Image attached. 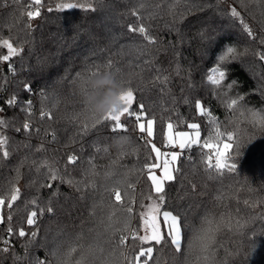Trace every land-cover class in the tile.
Returning <instances> with one entry per match:
<instances>
[{
	"label": "trees",
	"instance_id": "16d2710c",
	"mask_svg": "<svg viewBox=\"0 0 264 264\" xmlns=\"http://www.w3.org/2000/svg\"><path fill=\"white\" fill-rule=\"evenodd\" d=\"M29 2L0 0V57L8 54L3 40L23 49L9 61L0 59V117L8 122L0 129L8 141L0 146V196L7 198L12 187L20 188L12 209L6 204L0 208L5 218L0 238L11 243L10 252L0 254V264H35L36 259L45 258L54 264L52 253L77 237L85 246L108 248L121 235L143 234V217L157 221L163 210L173 212L186 225L182 248H187L192 230L203 225L210 229L214 264H264V133L246 136L239 153L236 141L231 142L227 159L237 168L232 173L225 169L220 179L206 170L208 148L202 147L205 142L213 144L216 155L215 145L221 148L228 143L224 136L216 137L218 127L225 135L231 130L225 100L243 96L240 103L248 108H264V61L259 60L264 53V15L256 12L255 20L245 16L256 34L253 40L229 15L230 5L243 11L238 0H96L95 11L55 10L57 3L85 4L88 0H44L40 16L30 22L26 12L35 7L29 9ZM49 6L54 9L51 13ZM134 10L138 15H132ZM141 24L157 40L143 52L144 36L128 30L129 25L138 28ZM227 47L243 55L228 63L225 80L216 86L208 76ZM108 60L131 79L133 108L142 103L155 117L153 142L164 150L168 149L164 144L168 122L175 132L195 131L187 127L190 123L200 126V144L178 148V171L173 181L165 183L163 202L156 198L145 166L156 163L155 153L138 132L129 129L112 134L97 125L82 133L75 119L82 83L78 74ZM145 60L150 63L144 64ZM10 64L14 72L9 71ZM156 69L169 77L167 83L154 80ZM25 84L31 91H25ZM13 96L17 103L9 106L6 102ZM28 100L32 102L31 134L22 128L28 117L21 109ZM196 100L206 102L204 107L212 115L198 114ZM41 110L51 112L53 119H41ZM41 145L44 151L37 152ZM4 150L9 152L6 159ZM69 155L78 157L75 164H68ZM42 161L57 169L60 178L49 180ZM118 181L131 186L128 196L121 188L123 203L132 207L127 227L123 220L128 214L122 215L119 206L110 207L108 192ZM34 199L45 211L38 212L35 224L29 226L26 216ZM49 206L53 213L46 211ZM9 214L14 232L20 227L37 231L32 243L27 237H8ZM135 246L139 247V241ZM13 254L20 259L14 261ZM154 256L158 264H180L182 259L162 245L154 248ZM187 264L196 262L188 260Z\"/></svg>",
	"mask_w": 264,
	"mask_h": 264
},
{
	"label": "snow or ice",
	"instance_id": "6c2138e0",
	"mask_svg": "<svg viewBox=\"0 0 264 264\" xmlns=\"http://www.w3.org/2000/svg\"><path fill=\"white\" fill-rule=\"evenodd\" d=\"M44 0H30L28 8L31 9L35 7V11L28 10L26 16L28 21L34 20L36 17L40 16V8L43 6ZM96 0H88L87 3H57L55 5V10L63 11L66 9H77L81 8L84 10L95 11L96 8L94 4ZM241 9L234 5L229 6V15L237 19L239 23L243 26L244 31L247 35L253 40L256 39V34L253 32V29L250 27L249 23L245 21V16H248L252 20L256 19L255 13L259 12L261 15H264V0H238ZM7 6V5H5ZM53 7L49 6L47 8L48 12H53ZM132 15H138L137 11H133ZM28 28H31V23L27 24ZM128 30L130 32H139L144 36V39L147 41V45L141 51L147 50L149 45H155L157 40L155 37L148 35V30L141 24L138 28L129 25ZM3 45L7 47L8 54L0 57L3 61H9L10 58L14 55H18L22 48H16L9 40H3ZM261 43H264V40H261ZM243 53H239L234 47H227L223 50L217 58V64L214 68L211 69V74L208 76V80L211 84L220 86L226 77L227 65L231 60L237 59ZM259 60L264 61V53L259 54ZM150 61L145 60L144 64H149ZM9 71L14 72L15 69L10 64ZM110 74L117 82L123 85L126 88L120 95V101L123 103L124 107L119 110L113 109L104 115H97L91 110V104L85 103V98L91 96L94 92L99 91L103 92V89L95 90L90 87L89 81L91 78L102 75ZM157 75L155 76V81H162L167 83L169 77L164 76L160 69H156ZM179 74V73H177ZM134 75V73H133ZM79 80L82 81L80 86L79 99L77 100V106L79 107V112L76 114L75 119L80 124V130L82 133H86L89 130V127L96 128L97 125H101L110 129L112 134H119L121 132L127 133L129 129L132 131L138 132L140 134L139 139L144 140L146 145H150V152L155 153L154 160H158L161 156H167L168 154L162 153L160 148L156 147L150 138L154 135V125L156 119L154 116H150L145 109L144 104H139L136 108H133V101L135 99L134 89L131 86V79L127 78L125 74L121 72L120 69L115 68L113 62L108 60L106 64L92 65L86 72L78 74ZM229 89L232 85L227 86ZM25 91H31V87L27 84L24 85ZM226 95V94H225ZM244 100L243 96H237L236 98H229L224 101L226 110L230 113L228 124L231 126V130H226V135L222 134L219 131V127L216 131V137L220 138L224 136L228 143L223 144L224 151H220L219 144L215 145L216 148V160L215 163H212V158L209 156L207 158V168L206 170L210 175H215L217 179H220L225 174V169L228 172L232 173L236 171L237 165L235 162L228 163V150L233 147L232 141H236L237 153L241 149L244 138L246 136L254 135L256 132L264 133V108L262 109H252L248 108L246 104L240 103ZM9 106H14L17 103L15 96L10 98L6 102ZM204 103L201 100L195 101V109L200 115L211 116L212 113L204 107ZM3 109H0L2 112ZM26 113L27 119L24 120L22 128L23 131L31 134L32 131V102L28 100L25 106L21 109ZM52 120L53 116L51 112H46L41 110L40 118ZM8 126V122L4 120L3 117H0V129ZM188 128L195 131L194 136H189L186 132H175L172 130L174 125L169 122L167 124V129L169 130L168 134L165 136V144L168 146L176 147V140L179 138V148L184 150L186 148H191L193 145L200 144V132L199 124L190 123L187 125ZM16 131H21V128H16ZM37 133L39 129L36 130ZM53 139H55V133H52ZM7 137L0 135V146L7 145ZM202 147L204 148H213L214 145L208 142H205ZM37 152L44 151V146L41 145L36 149ZM181 153L173 151L170 153L171 162L177 161ZM9 152L7 150L3 151V158H7ZM78 157L76 155H69L67 157L68 164H75ZM35 164L36 162L33 161ZM170 161L165 158L162 165L153 163L151 165H145L149 169L148 179L151 181V185L154 188L156 198L163 202L165 199V182L173 181L175 176L173 175L174 171L178 169H169ZM40 166L48 168V179L56 180L60 178L59 172L52 165L48 164L47 161H42ZM162 167L163 175L157 177L155 174L151 173V169ZM39 171V168H37ZM47 187L51 188L52 184H47ZM121 188H123L125 196H128L131 186L127 184L126 181H118L117 185L113 187L109 192V201L110 207L114 209L119 206V211L123 215L125 212L128 214L123 220L125 227L128 225V218L132 213V207L125 205L122 201ZM195 188V186H193ZM79 190V189H78ZM114 197V200L112 198ZM20 198V188L12 187L9 190V195L7 198L0 196V208L7 206L8 209H12L13 204ZM31 205L33 208L28 212L26 216V222L29 226L34 225L38 212L43 214L45 209L39 207L37 200H32ZM247 203V201H245ZM27 208V205H26ZM46 211L48 213H53L54 209L52 206L47 207ZM116 215L115 211L109 216V221L113 220V217ZM145 220V226L143 229V234L137 232H132L131 236L121 235L114 244H109L108 248L101 247L99 245H87L80 243V237H77L76 242L68 244L67 246H62V248H57L52 255L55 257L54 264H158L157 258L154 256V248L157 245H162L171 248L176 257L182 258L180 264H187L188 260L195 261L196 264H214V261H211L212 252L210 250V238L209 232L210 229L205 226H201L198 229L192 230L191 239L188 241L187 248H182V225L181 218L177 215H173L171 212L165 211L163 213V219L158 224L156 219L153 218L151 222L148 221L147 217H143ZM4 216L0 214V223H4ZM8 227L7 234L11 238L13 235H16L20 238L27 237V242L32 243L33 239L37 236V231L26 232L23 227H20L18 231L14 232V229L11 225L12 215L7 216ZM210 223V222H209ZM191 228V226H187ZM131 241V243H129ZM139 241V247L137 248L136 242ZM3 247H0V254H8L10 252L11 243L10 239L0 238ZM254 243V242H253ZM63 249V250H62ZM159 251V249H157ZM14 261L19 260L20 258L13 254ZM35 264H53L52 261L45 259H36Z\"/></svg>",
	"mask_w": 264,
	"mask_h": 264
},
{
	"label": "clouds",
	"instance_id": "9594fccd",
	"mask_svg": "<svg viewBox=\"0 0 264 264\" xmlns=\"http://www.w3.org/2000/svg\"><path fill=\"white\" fill-rule=\"evenodd\" d=\"M90 87L95 90L103 89V92H94L85 98V103L91 104V110L97 115H104L113 109L124 107L120 101V95L126 88L117 82L110 74L97 75L89 81Z\"/></svg>",
	"mask_w": 264,
	"mask_h": 264
},
{
	"label": "rangeland",
	"instance_id": "374dc122",
	"mask_svg": "<svg viewBox=\"0 0 264 264\" xmlns=\"http://www.w3.org/2000/svg\"><path fill=\"white\" fill-rule=\"evenodd\" d=\"M168 123H169V122H168ZM168 123H167V124H168ZM195 131H196V130H195ZM195 131H188V132H186V133H188L189 136H194V135H195ZM168 132H169V130L167 129V125H166L165 136L168 134ZM172 132L175 133L174 128H173ZM153 137H154V135H153ZM153 137L150 138V139L152 140V143H154V144L156 145V147L160 148V150H161V147H160L157 143L153 142ZM164 142H165V141H164ZM164 144H165V143H164ZM178 144H179V138H177V140H176V147H172V146H168V145H167L168 149H165L164 151L161 150V152L167 154V153H171V152H173V151H176V152L179 153V150H178L179 146H178ZM169 147H171V148H173V149H169ZM220 151H224L223 146L220 148ZM165 158L169 159V161H170L169 169H170V171H171V170L174 169L175 166L177 165L178 159H177V161H175V162H171V156H170L169 158H168L167 156H161L158 160H156V164H158V165H162V164H163V160H164ZM151 173H152V174H155V175L159 178V177H161V176L163 175V168H162V167H158V168L151 169ZM173 175L175 176V171L173 172ZM165 183H166V182H165ZM165 211H167V212H171V211H169V210H163V211L161 212V214H160L161 217H160V218H157V223H160V221L163 219V213H164ZM171 213H172L173 215H175L173 212H171ZM156 215H157V217L159 216L158 213H157Z\"/></svg>",
	"mask_w": 264,
	"mask_h": 264
},
{
	"label": "built area",
	"instance_id": "2783aa9c",
	"mask_svg": "<svg viewBox=\"0 0 264 264\" xmlns=\"http://www.w3.org/2000/svg\"><path fill=\"white\" fill-rule=\"evenodd\" d=\"M164 146H161V150L164 151ZM167 157L169 158L170 157V153H167ZM208 155L212 158V163L214 164L215 163V160H216V155L214 154L212 148H208Z\"/></svg>",
	"mask_w": 264,
	"mask_h": 264
}]
</instances>
